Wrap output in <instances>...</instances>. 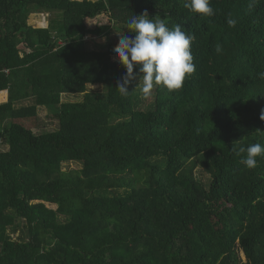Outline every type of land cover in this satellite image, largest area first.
I'll return each mask as SVG.
<instances>
[{"label":"trees","instance_id":"obj_1","mask_svg":"<svg viewBox=\"0 0 264 264\" xmlns=\"http://www.w3.org/2000/svg\"><path fill=\"white\" fill-rule=\"evenodd\" d=\"M186 2L0 0V264H264V156L233 150L264 145V0ZM145 11L194 35L196 65L148 102L114 59ZM42 107L56 129L29 126Z\"/></svg>","mask_w":264,"mask_h":264},{"label":"clouds","instance_id":"obj_2","mask_svg":"<svg viewBox=\"0 0 264 264\" xmlns=\"http://www.w3.org/2000/svg\"><path fill=\"white\" fill-rule=\"evenodd\" d=\"M185 8L191 12L211 17L215 14L212 0H188ZM227 24L235 27L237 21L229 18ZM128 30L135 35L118 33V44L114 53L126 69L117 88L123 94L128 93V85L133 80L142 79L141 91L150 94L154 85H162L168 91L179 90L183 87L186 77L196 70L191 45L194 35L184 31L177 23L169 27L162 18H152L145 11L133 15L128 20ZM222 51L217 46V52ZM135 69V70H134ZM260 118L264 120V110ZM233 150L239 155L246 152L244 164L247 168L257 167V157L264 156V145L253 143Z\"/></svg>","mask_w":264,"mask_h":264},{"label":"rangeland","instance_id":"obj_3","mask_svg":"<svg viewBox=\"0 0 264 264\" xmlns=\"http://www.w3.org/2000/svg\"><path fill=\"white\" fill-rule=\"evenodd\" d=\"M33 16V15H32ZM37 17V18H36ZM34 20H38L36 23L34 22L36 27H45L47 24H49V16H47V14H42L40 13L39 15L36 14L33 16V18H30V21H34ZM44 20V21H43ZM48 20V22H47ZM97 21L96 20H89L87 21L88 26H95ZM100 22L102 24H109L108 23V19L107 18H103L100 20ZM43 25V26H41ZM116 33V32H115ZM90 35H88L89 38ZM91 49H97L100 50L101 47L99 45H95V44H90L89 45ZM114 59L119 60L117 56H114ZM88 91H103L105 90V86L103 84H94V85H88L87 86ZM154 90V87L152 89V91ZM152 91L150 94H147L148 99L146 100L147 102L150 101L153 96H152ZM2 92H6L3 93L0 96V102L1 101H6L8 100L9 94L7 90L4 91H0V93ZM62 101H75V100H80L82 99V94L81 93H62L61 96ZM29 126H32L34 128V130L41 132L44 130H54L58 127V121L55 119V117H53V115L44 109L43 107L39 109L38 111V115L34 118L31 119V121H28ZM69 167L71 169H76L79 167V165L76 162H70V163H66L64 166V170ZM207 175H205L204 180L205 182H207ZM48 206L52 207V208H56L57 206L55 204H47ZM242 257H244V255L242 254Z\"/></svg>","mask_w":264,"mask_h":264},{"label":"crops","instance_id":"obj_4","mask_svg":"<svg viewBox=\"0 0 264 264\" xmlns=\"http://www.w3.org/2000/svg\"><path fill=\"white\" fill-rule=\"evenodd\" d=\"M40 13H42V14H47V16H49L48 13H45V12H35V13H33L32 15H33V16L36 15V14L39 15ZM33 16H31V17L33 18ZM31 17H30V18H31ZM36 18H37V17H36ZM37 21H38V20H34V21H32V22L30 21V24L33 25V26H35L34 22L36 23ZM43 21H44V20H43ZM47 22H48V20H47ZM41 26H43V25H41ZM47 26H48V24H47L45 27H47ZM35 27H36V26H35ZM1 102H2V101H1Z\"/></svg>","mask_w":264,"mask_h":264}]
</instances>
